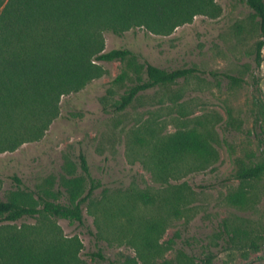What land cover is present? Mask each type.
<instances>
[{"label":"rangeland","instance_id":"374dc122","mask_svg":"<svg viewBox=\"0 0 264 264\" xmlns=\"http://www.w3.org/2000/svg\"><path fill=\"white\" fill-rule=\"evenodd\" d=\"M215 3L220 10L216 17L197 15L167 35L143 28L121 36L103 34L104 51L127 49L141 58L134 64L99 63L100 77L60 98L58 113L40 139L0 154V201L17 198L34 204L36 193L55 191L68 176L67 163L85 178L79 168L82 153L99 184L83 205L82 223L41 216L0 223V231L37 229L40 241L77 239L76 264H264L260 252L243 246L255 234L262 235L257 242L264 241V179L253 184L247 208L226 201L238 186L232 178L236 161H261L264 136L255 129L253 100L260 96L264 102V47L256 68L259 35L253 12L239 0ZM143 60L168 71L198 72L114 110L134 85ZM123 74V81L114 82ZM191 128L203 133L215 160L200 173L162 182L154 175V143ZM140 194H148L152 203L144 205ZM224 222L246 233L230 250L223 248L219 234Z\"/></svg>","mask_w":264,"mask_h":264},{"label":"trees","instance_id":"16d2710c","mask_svg":"<svg viewBox=\"0 0 264 264\" xmlns=\"http://www.w3.org/2000/svg\"><path fill=\"white\" fill-rule=\"evenodd\" d=\"M239 1L257 19L254 63L259 68L263 61L264 0ZM219 11L215 0H0V154L40 139L58 113L60 98L100 77L99 63L134 64L141 58L127 49L104 51V33L121 36L130 29L143 28L154 35H167L197 15L213 18ZM197 72L193 68L168 71L143 60L135 71L134 85L113 108L122 111L139 94L186 80ZM123 78L124 74L119 75L114 82ZM228 78L232 83L243 82ZM253 84L260 93L258 82ZM253 106L255 129L264 136L260 96L254 97ZM259 156L261 161L251 165L236 161L232 178L238 186L226 195L230 206L247 208L253 184L264 179V139L259 141ZM215 157L206 137L195 128L157 140L151 153L154 175L165 183L206 170ZM78 158L85 178L76 176L74 165L67 163L68 176L60 179L55 191L45 188L36 193L34 204L17 198L0 201V223L41 216L82 223L83 205L99 184L91 178L85 156L80 153ZM13 180L21 184L20 179ZM137 198L144 205L152 203L148 194ZM40 233L37 229L0 231V264H76L81 250L77 239L40 241ZM219 234L223 248L230 250L246 233L224 222ZM261 236L255 234V240L247 239L243 246L260 252L264 261V241H256Z\"/></svg>","mask_w":264,"mask_h":264}]
</instances>
